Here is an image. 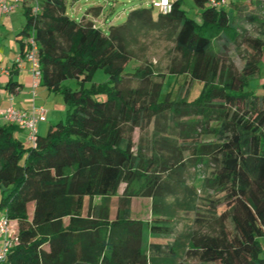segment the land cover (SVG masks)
<instances>
[{
	"label": "trees",
	"instance_id": "trees-1",
	"mask_svg": "<svg viewBox=\"0 0 264 264\" xmlns=\"http://www.w3.org/2000/svg\"><path fill=\"white\" fill-rule=\"evenodd\" d=\"M67 1L24 10L21 57L33 36L41 86L63 96L67 113L28 147L16 137L18 126H0V211L17 238L3 264H264V96L250 89L264 56V20L247 19L262 29L256 38L238 24L243 9L264 0L229 10L193 0L200 21L174 0L169 12L135 9L107 31L90 18L101 7L76 21ZM145 32L163 34L176 54L166 74L140 66L138 86L125 87ZM244 42L251 52L238 70L227 54ZM99 70L105 84L92 83ZM168 74L185 80L175 99L163 91ZM194 82L203 88L189 101ZM149 129L150 141H134L136 130ZM191 169L203 178L206 213L189 184ZM141 198L152 203L150 227L132 217ZM180 214L195 216L201 228L171 244H147L148 233L171 232L163 225Z\"/></svg>",
	"mask_w": 264,
	"mask_h": 264
},
{
	"label": "rangeland",
	"instance_id": "rangeland-1",
	"mask_svg": "<svg viewBox=\"0 0 264 264\" xmlns=\"http://www.w3.org/2000/svg\"><path fill=\"white\" fill-rule=\"evenodd\" d=\"M226 1V9L229 10L232 3L236 4L245 2L247 0ZM40 2L41 0H36L35 3ZM31 3L33 4L34 2ZM239 6L241 7V5ZM93 7H101L102 11L99 17L94 18L90 16V18L93 19L94 23L99 28H102L105 31H107L110 26H119L124 24L128 17V14L132 10L139 8H149L153 10L155 17L158 13V10L152 7V0H68L67 14L71 19L80 21L84 16H87V12L90 8ZM233 7L234 5L232 4L231 8ZM17 8H20L19 11L23 12L24 5L20 4ZM183 8L187 12L189 17L196 18L198 21H200V16L198 15L199 9L197 8L193 0H183ZM249 16L264 20V6L260 8L255 4H251L243 9L242 13L238 17V24L240 26L241 32H246V36L249 38L260 37L262 29L260 28L259 24L251 23L250 21H248L247 19ZM133 51L135 60L130 62L126 67L124 82L125 87L138 86V82L133 78V73L135 69L140 66L151 65L157 73L166 74L168 72V66L172 58L176 54L174 51V43L168 41L163 34L157 32H145L141 36L140 42L133 48ZM250 52L251 49L249 45L244 42L241 43L239 48H236L235 46L231 47L227 55L235 64L236 68L238 70H242L244 59L250 55ZM107 81V74L103 70H99L95 73L92 83L105 84ZM92 83H89L88 86H91ZM255 83L256 82L254 79H252L250 82L251 86H254ZM72 86L74 87V83L72 84ZM184 86L185 80L183 76L174 77L168 74L164 82L163 91L165 94L171 93L172 98L175 99L178 97L182 90V87ZM202 88V82H194L189 90L188 100L193 101L197 99L202 91ZM53 97H58L57 99H60V103L56 101L57 99L55 101L53 100L51 108H56L55 111L57 112L60 110V115H62L61 108L65 107L67 113V107L64 103L63 96L61 94H54ZM66 113L64 112L63 114L64 120L66 119ZM151 134V129L144 132L136 130L133 139L136 143H138L141 137H144L145 141H150ZM189 178V184L194 185L195 189L198 190V195L200 197L198 202L200 207L199 210L202 209L201 212L206 213V210L209 206L207 203H205V198L208 194L200 188L203 178L201 176L199 177L198 172H196V170L194 169H191ZM95 202L96 204H98L100 202V199L96 198ZM151 206L152 203L150 199H135L132 203L133 218L142 220L150 227V225L154 223V218L151 213ZM224 209L225 207L221 206L218 208V211L222 212ZM194 217L195 216L190 217L184 214H180V216L175 221L168 222L167 225H163L162 229H165V227H169V230L171 232H159V234L156 236H151V234L148 233L147 244L153 240L163 245L171 244L179 234L192 229H198L200 226L195 225V223L193 222ZM162 229H160V231ZM204 229L205 228H203V230H200L205 231ZM229 229H231L230 225ZM185 261L187 262V264H197L196 259L187 258Z\"/></svg>",
	"mask_w": 264,
	"mask_h": 264
},
{
	"label": "crops",
	"instance_id": "crops-1",
	"mask_svg": "<svg viewBox=\"0 0 264 264\" xmlns=\"http://www.w3.org/2000/svg\"><path fill=\"white\" fill-rule=\"evenodd\" d=\"M20 4L24 5L23 12L19 11L20 8H17L13 13L6 15L0 9V126L5 125L2 113L9 107L21 111H29L33 106H41L46 110V121L39 124L38 135L44 137L51 126L64 120L63 114L64 112L66 113V109L65 107L61 108L62 115H60V110L58 113L55 111L56 108H51L53 100L55 101L58 97H53L54 94L41 85L34 94L32 89L33 78L28 65L24 64L21 68L17 66V61L21 57L23 50H25L24 44L26 43V38L20 36L26 25L24 10L31 6L32 3L29 0H21ZM254 80L256 83L254 86L250 84V89L254 90L257 95L264 96V56L260 62V71ZM59 100L57 99L56 101L60 103ZM16 137L26 147L29 146L25 131L19 129ZM3 213L4 210L0 211V217ZM1 245L2 241L0 239V247Z\"/></svg>",
	"mask_w": 264,
	"mask_h": 264
},
{
	"label": "built area",
	"instance_id": "built-area-1",
	"mask_svg": "<svg viewBox=\"0 0 264 264\" xmlns=\"http://www.w3.org/2000/svg\"><path fill=\"white\" fill-rule=\"evenodd\" d=\"M34 2V12L38 11V3L36 0H30ZM174 0H152V7L160 12L166 13L171 10ZM251 1V0H247ZM21 0H0V9L3 14L9 15L16 10ZM211 5L220 9L226 8V0H210ZM24 64L28 65L29 71L32 75V89L35 91L40 87L42 82V71L39 57V48L33 36L27 40V50L25 55L20 57L17 61L19 68ZM7 72V71H6ZM3 121L5 124H12L18 126L22 131L27 133V141L30 145H34L38 136V126L41 122L46 121V110L41 106H33L29 111L17 110L13 107H9L2 113ZM0 239L2 245L0 247V264H3L7 255L16 243L17 238L15 229L11 225L9 219L6 216V211L0 217Z\"/></svg>",
	"mask_w": 264,
	"mask_h": 264
}]
</instances>
